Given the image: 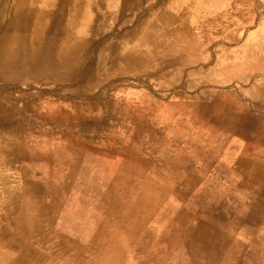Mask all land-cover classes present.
<instances>
[{"label":"rangeland","instance_id":"1","mask_svg":"<svg viewBox=\"0 0 264 264\" xmlns=\"http://www.w3.org/2000/svg\"><path fill=\"white\" fill-rule=\"evenodd\" d=\"M160 1L100 12L129 47ZM169 5L185 27L135 38V68L105 63L83 92L0 81V264H264V0ZM33 219L31 250L17 223Z\"/></svg>","mask_w":264,"mask_h":264},{"label":"bare ground","instance_id":"2","mask_svg":"<svg viewBox=\"0 0 264 264\" xmlns=\"http://www.w3.org/2000/svg\"><path fill=\"white\" fill-rule=\"evenodd\" d=\"M105 1L106 3L110 1V7L111 4H114V7L117 4V0ZM40 2L41 5H39ZM87 6L88 0H12L9 6L11 8L7 14L4 2L0 3V81L6 85L8 82L21 78L50 79L55 83L68 82L75 86L76 91L83 92V87L88 86L90 81L96 80L98 83L99 80H103L105 75H102L104 68L102 65L104 66L105 63H109L111 71H114L119 68H117V60L124 59V69L135 68L137 59L133 56H137L138 51L136 44H131L132 39L137 38V42L147 44L153 49L157 33L153 19L142 22L132 32L128 33L126 43H130L129 47L126 44L117 43L116 50L113 43L106 44L103 38L98 37V33L95 32L96 29L91 30L93 19L87 22L84 17ZM54 14H62L67 18L58 25L55 22ZM156 18L159 22L170 24L180 22L175 20L176 16L169 11L159 13ZM54 27L56 28L55 38L54 36L51 38L52 36L50 37L48 34L53 31ZM84 27L88 29L87 32L91 31L90 36L85 38L76 34L78 29ZM113 33L110 32L111 35ZM50 38L54 41L48 43L47 39ZM106 51L108 53H105ZM105 54H109L111 58ZM133 62L134 65H132ZM1 96L5 100L11 98L8 94ZM10 108L15 110L14 106ZM252 169V177L254 173L261 172L260 168L254 167ZM58 216L60 215L58 214ZM34 220L17 223L19 227L20 225L26 227V229L19 228L18 233L20 240L22 239L31 250H33V244H36V237L38 238V235L40 237L42 234V229ZM196 245V250L200 249L203 252H209V254L216 251L209 242L196 243ZM29 255L33 256L32 251ZM52 262L54 263V261ZM20 263L19 258H15V260L9 258L4 264Z\"/></svg>","mask_w":264,"mask_h":264},{"label":"crops","instance_id":"3","mask_svg":"<svg viewBox=\"0 0 264 264\" xmlns=\"http://www.w3.org/2000/svg\"><path fill=\"white\" fill-rule=\"evenodd\" d=\"M170 1L171 0H162V1H160L159 4H156L157 6H156L155 10L158 9V10H167V11H170V5H169ZM181 1H183V0H181ZM105 3H106L105 0H88V6H87V9H85L86 12H84V13H86V14L84 15V17H85V19H86L87 22H90L93 19V22H92L93 24L91 25V30L92 29H96L95 32L98 33V37H100L101 39L103 38V41L106 44L107 43L108 44L113 43L115 45V49L117 50V32H115V29H113L110 26L106 25L107 24L106 23V12L105 11H103V12L101 11L100 12V9H102V8L105 7L104 6ZM39 5H41V2H40ZM181 6H182L181 8H184V4L181 5ZM181 10L182 9H180L178 7V9H177L176 12L179 13ZM88 12H92L94 14V16H93L92 19H89ZM111 13L112 12H110V14ZM118 13L121 14V12H118ZM113 14L117 15L116 14V11H114ZM54 15H55V22L58 25H60V23L62 24L63 23V20H65L67 18V16H64L62 14L61 15L54 14ZM118 18H120V15L117 16V19ZM95 20H97V23H94ZM154 25H155V30H157V33H156L157 38L159 40H161V42L163 44V43H166L167 41H169V36H170V33L171 32L173 33V35H175V32H176L175 30L178 29V32H179L180 31V27L182 29L185 27V21H183L181 23L178 22L177 24H170L168 22L166 23V22L156 21L154 23ZM55 27H57V26L55 25ZM55 27L53 28V31L51 30L52 32L48 34L50 37L52 36L51 38H53V36L55 38V30H56ZM87 30L88 29H86V27H84L82 29H78V32L76 34L79 35V36H81V37H84V38L85 37H88V36H90L91 31L89 30V32H87ZM110 32H114L113 35H111ZM121 34H123V33H121ZM251 34H256V35L261 36L262 38H264V16H262L261 18H259V21H258L256 27L252 30V33ZM51 38L50 39H47V42L48 43H51L52 41H54V40H51ZM133 40L134 39H132V42L131 43H133ZM262 40L260 42L261 43H264V39H262ZM249 42H251V41L249 40ZM137 43H139V42H137ZM262 170L263 169H261V171Z\"/></svg>","mask_w":264,"mask_h":264}]
</instances>
